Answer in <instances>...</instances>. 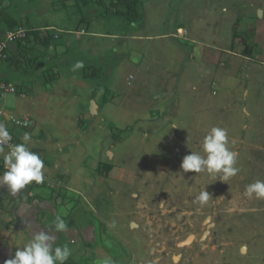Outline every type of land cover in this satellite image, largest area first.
I'll list each match as a JSON object with an SVG mask.
<instances>
[{"label":"rangeland","instance_id":"374dc122","mask_svg":"<svg viewBox=\"0 0 264 264\" xmlns=\"http://www.w3.org/2000/svg\"><path fill=\"white\" fill-rule=\"evenodd\" d=\"M25 6L21 23L51 24L65 47L20 57L5 77L18 92L1 102L32 121L22 134L62 199L36 216L43 230L56 216L68 224L56 241L71 250L65 264H264V199L245 195L264 181V0H140L137 25L109 16L91 23L100 36L78 38L58 30L89 13L56 0ZM213 126L238 153L226 181L180 167L204 154ZM14 221L0 209V264L31 239Z\"/></svg>","mask_w":264,"mask_h":264},{"label":"crops","instance_id":"0c3cea01","mask_svg":"<svg viewBox=\"0 0 264 264\" xmlns=\"http://www.w3.org/2000/svg\"><path fill=\"white\" fill-rule=\"evenodd\" d=\"M26 1L32 2L35 0H0V38L3 36L4 32L8 29L23 27L29 31L28 32L29 36L26 38L25 42L22 41V43L17 42L10 45L9 55L12 58L9 61L0 62V78L2 79H5L6 75H8V72L11 70V68H16L19 62V58L24 57L25 54H29L32 57V59L36 61V57L38 55L40 57V55L44 53V51L41 49L46 50V49H54L55 47L56 48L65 47L64 45L61 46L57 45L58 43L55 44L52 43L60 36L58 32H54L52 35L48 34L47 29L54 28V26H52L51 24L44 23L36 27L21 23V19L26 16L27 12H31V9L28 11L27 7L25 6ZM56 1L60 3L61 8H67L68 6H70L69 9H71L72 7L79 12L85 11L92 16L90 18L93 21L90 19L87 20L85 18L86 15H82L81 16L82 19H80L79 23L76 24L75 26L74 25L62 26L59 28L58 31L65 32L68 34H73L75 38H78L77 35L80 36L82 34H85L84 36L86 35L100 36L101 32L99 30H93L91 28V23L95 21L103 23L104 19L106 17L108 18L109 16L117 19L118 22L120 21V19H122L126 22V24L128 23L127 25H131V27L137 25L135 19L126 20L122 16L118 15L119 11H123L122 7H113L111 5L112 0H56ZM107 2H109V4H107ZM50 8L52 11H54L53 6L50 5ZM37 9L38 6L32 8V11H36ZM170 35L182 37L180 33L177 31V26H175V31L170 33ZM108 36L111 38H117L116 34L108 33ZM131 37L135 38V36L133 35ZM45 38L47 40H45ZM43 58H45V60L47 59L46 61H48L49 60L48 58L51 57L49 56L46 57L45 55L43 56ZM32 67L36 68V65H32ZM93 69L94 71L93 70L90 71L91 73L89 75L91 79L95 76L96 68L93 67ZM84 76L87 77L85 74ZM86 110L90 115H96L101 110L100 104L97 103L93 95L88 96ZM31 125H32V121L29 127H27V129L10 127L11 133L14 136V138L17 139V141L22 143L20 139L22 135H24L22 134V132L28 130V128H30ZM33 152L36 151L33 150ZM0 154L6 155L7 152L3 151V153L0 152ZM0 173L2 172L0 171ZM45 175H46V169L44 168L43 169L44 179L42 183L37 184L35 182H32L30 185L16 192H11L6 185H0V209L5 211H10L12 220H15L13 222L14 225H17L19 228L24 229L29 235L43 230L42 223H39L36 213L43 214L41 210L45 208H50L51 207L50 201H52L53 199L62 200L61 198L56 196L58 194L52 186L46 188L47 178ZM53 184H55L56 186L59 185L56 182H54ZM52 195H55V197H52ZM62 203L63 202H60L59 205L61 206ZM19 205L21 206L19 207ZM77 227H79V225H77ZM76 229L78 231V228ZM76 229L73 230L76 231ZM45 230H49V229H45ZM3 251L4 250L0 248V255L1 253H3Z\"/></svg>","mask_w":264,"mask_h":264},{"label":"clouds","instance_id":"9594fccd","mask_svg":"<svg viewBox=\"0 0 264 264\" xmlns=\"http://www.w3.org/2000/svg\"><path fill=\"white\" fill-rule=\"evenodd\" d=\"M82 62H77L74 69L82 68ZM173 128H176L173 126ZM31 136L24 133L23 143L11 144L4 156L5 170L0 173V185H6L11 192L19 191L32 182H43L44 162L40 155L27 146ZM12 136L7 126L0 122V152L4 145H9ZM203 155L200 152H190L184 156L180 165L184 172H208L220 174L221 181L236 176L240 169L235 167L238 153L228 147L227 129L213 126L203 138ZM245 195L249 198L264 199V181L257 180L246 187ZM211 194L202 190L196 197L201 204L207 203ZM68 224L60 216H56L50 230H42L31 234L30 241L22 248H17L12 259L5 264H65L71 255L66 245H57L58 233H66ZM103 264H114L111 258H106Z\"/></svg>","mask_w":264,"mask_h":264},{"label":"built area","instance_id":"2783aa9c","mask_svg":"<svg viewBox=\"0 0 264 264\" xmlns=\"http://www.w3.org/2000/svg\"><path fill=\"white\" fill-rule=\"evenodd\" d=\"M28 30L23 27H17L13 29H8L4 32L3 36L0 38V62L4 61L7 56V49L8 47L16 43L18 41H21L25 39L28 35ZM7 93H15V88L11 83H7L5 81L0 80V122L4 123L10 134H11V128H20L24 129L30 125V118L27 115L24 116H17L14 113L8 112L3 105L1 100L4 98L5 94ZM12 140L9 142V145H4L3 149L8 152L9 146L11 144H16L14 136L11 134ZM4 156L0 155V171L3 172L5 170L4 168Z\"/></svg>","mask_w":264,"mask_h":264},{"label":"trees","instance_id":"16d2710c","mask_svg":"<svg viewBox=\"0 0 264 264\" xmlns=\"http://www.w3.org/2000/svg\"><path fill=\"white\" fill-rule=\"evenodd\" d=\"M140 4V0H112L111 1V5L113 6V7H122V10L123 11H119V14L118 15H120V16H122L124 19H126V20H136V19H138V16L140 15V13H139V9H138V5ZM29 35H27V37H28ZM26 37V38H27ZM26 38L25 39H23V40H21V41H18V43H22V41L23 42H25L26 41ZM45 40H47L46 38H45ZM17 43V42H16ZM10 47V46H9ZM9 47H8V49H7V53H8V56H7V58L4 60V61H9L12 57H10V55H9ZM248 51H249V49H247ZM246 53H248V52H246ZM245 55V54H244ZM2 62V61H1ZM0 80H2V81H5V82H7V83H11V82H9V81H7V80H5V79H2V78H0ZM13 86H14V88H15V93H17L18 92V90H17V88H16V86L13 84V83H11ZM30 123H31V121H30ZM29 127V126H28ZM24 129H27V127L26 128H24ZM12 134V133H11ZM15 139V142H16V144L17 143H20L19 141H17V139L16 138H14ZM104 166V168L106 169V170H109L110 169V165L109 164H104L103 165ZM87 264V263H86Z\"/></svg>","mask_w":264,"mask_h":264}]
</instances>
